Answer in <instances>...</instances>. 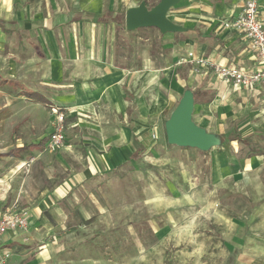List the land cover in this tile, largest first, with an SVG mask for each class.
Wrapping results in <instances>:
<instances>
[{
	"label": "rangeland",
	"instance_id": "rangeland-1",
	"mask_svg": "<svg viewBox=\"0 0 264 264\" xmlns=\"http://www.w3.org/2000/svg\"><path fill=\"white\" fill-rule=\"evenodd\" d=\"M159 1L144 0L148 9ZM138 2L36 0L35 5L26 7L22 21L10 20L11 27L17 30L0 31V75L19 79L22 83V77L30 80L24 82L27 85L17 88L12 84L0 86V152L15 143L38 142L47 137L54 112L65 109L53 101L47 106L33 103L22 91L24 88L42 89L52 98L61 92L52 86L28 85V81L38 83V77H30L32 71L24 70V61L32 57L37 61L40 59L39 64L47 60L46 56L52 57L48 53L51 43L65 47L73 44L66 32H74V26L70 29V26L59 24L46 32L42 27L44 18L63 11L69 14L68 18L83 16L93 20V16L105 11L117 13L138 6L141 3ZM104 29L111 30L110 27ZM174 39L155 28L127 30L121 27L117 37L106 42L112 43V62L116 66L132 69L141 67L147 60L157 68L173 66L179 75L186 77V68L177 65L183 51L169 46ZM30 42L42 55L36 53ZM60 56L63 63L69 65L66 59L70 54ZM260 84L264 87V83ZM194 85L195 82L189 84V90L193 91ZM239 91L244 92L243 96L248 100L242 98L240 102H234L232 97ZM212 95L213 91L205 98ZM263 96L264 90L255 86L237 90L231 82H227V88L219 95L224 108L231 107L236 113H242L240 124L247 133L257 132L258 127L264 128ZM246 108L251 112L244 113ZM70 111L66 115L62 110L65 121L73 120L65 122L66 135L73 138L81 125L90 119L71 118ZM192 120H198L194 112ZM153 126L156 135L153 140L160 137L164 144L163 121ZM250 142L252 147L264 153V136L257 133ZM68 143L74 145V150L49 152L45 149L44 155L40 156L46 163L45 171L41 168L44 163L38 165L35 158L25 156L16 164L19 170H24L23 174L30 170L32 179L37 178L40 186L55 189L63 195L61 201L49 206L51 212L56 207L61 210L55 218L58 222L54 226L55 235L36 246L51 245L43 264H264V167L255 175L257 183L252 182L253 177H247L242 184L238 182L239 186L235 183L218 187L201 184L192 189L188 187L191 182H183L181 158L171 150L172 145L164 147L155 156L154 164H150V160L128 161L122 168L100 171L93 177L77 181L82 170V163L77 162L80 148L76 147L77 142ZM241 151L246 156L250 154L245 146H241ZM84 162L88 165L87 159ZM35 181L30 180L29 185L35 186ZM6 252L9 257L4 264L11 257L10 252Z\"/></svg>",
	"mask_w": 264,
	"mask_h": 264
},
{
	"label": "crops",
	"instance_id": "crops-1",
	"mask_svg": "<svg viewBox=\"0 0 264 264\" xmlns=\"http://www.w3.org/2000/svg\"><path fill=\"white\" fill-rule=\"evenodd\" d=\"M142 1L144 0H139ZM35 3L36 0H0V31L10 33L15 30L14 26L11 27L10 20L16 18L22 21L26 7ZM242 4L243 0H179L167 13V18L183 29L181 32H168L175 38L173 44L169 46H176L183 51L178 60L193 52L196 56L209 58L218 65L234 66L246 71L256 68L259 59L250 50L249 39L235 30L223 28L225 21L238 16ZM126 11L117 13L105 11L93 16V20L83 16L68 18L69 14L63 11L45 17L42 27L46 32L59 24L63 27L70 26V29L74 26L76 28L74 32L71 30L66 32L73 44L65 47L51 43L48 53L52 57L46 56L48 63L44 61L39 64L38 61H42L32 57L23 64L25 71L27 69L32 71L29 76H36L39 81L38 83L28 81V85L52 86L61 91L52 98L43 93L42 89L38 91L24 88L23 92H33L48 104L38 103L25 96L26 99L41 106L50 105L53 101L65 108L63 111L66 115L67 111L71 110L73 116L71 118L77 116L90 119L77 130L76 137L71 138L65 132V141L60 148L63 149L61 152L74 150V145L68 142L78 143L76 147L80 150L77 162L82 163V170L81 174L77 175V181L93 177L100 171L122 168L128 161L150 160L149 163L154 164L155 156L164 147L172 145L167 143L164 129V144L161 143L160 137L157 141L153 140L156 136L153 125L161 121L164 125L183 92L189 89L188 85L195 82L193 91H196L197 95L194 98L193 112L198 120L194 123L209 133L222 136L224 142L207 152L173 145L171 150L178 153L181 158L183 182L188 184L191 182L188 187L192 189L195 188L193 186L201 184L214 187L226 183L238 185V182L242 184L247 177L250 179L253 177L252 182L257 183L258 177L256 179L255 175L264 167V153L252 147L250 139L257 133L263 137L264 128L258 127L257 132H244L240 124L242 113H236L231 107L229 109L222 106L219 95L227 88V82L231 81L220 79L210 70L195 74L189 64H182L187 71L185 77L179 75L173 66L163 65L157 68L147 60L141 67L132 69L116 66L112 62L113 46L106 41L108 39V42H111L117 37L121 27H118L115 18L122 13L126 14ZM258 14L264 24V0L258 1ZM12 22L15 25V21ZM104 27H110L111 30L108 32ZM16 34L19 38L20 34L18 32ZM30 43L36 53L42 55L36 46ZM44 54L47 55V52ZM60 54H70L66 59L69 60V65L63 63ZM68 70L69 74L65 77ZM22 78L23 83L19 79H5L9 80L8 84L20 87L27 85L24 82L30 80ZM232 84L237 90L254 86L261 91L264 90L260 83L249 87ZM212 91L214 95L206 99V94ZM243 94L244 92L239 91L233 95L232 100L233 98L234 102H240L242 98L244 101L248 100ZM201 98L204 100L198 102ZM249 111L248 108L243 110L244 113ZM70 121L73 122L72 119L69 121L66 119L65 122ZM48 136L40 141L44 139L46 143ZM71 136L74 135L71 133ZM231 137L234 140L230 141ZM241 139L247 140L249 146ZM40 141L15 143L0 152L1 154L11 151V155L0 157V160H3L0 162V216L6 210L20 212L23 211L21 209L27 210L30 215L26 232H8L0 236V249H6L11 254L7 264H43L51 245L46 243L45 246L37 248L36 246H40L45 239L51 240L55 235L54 226L58 224L55 218L61 210L56 207L54 212H51L49 206L61 201L63 195H59V191L55 189L49 190L45 186H40L37 178L32 179L30 170L23 174L24 170L16 167V164L23 161L26 156L35 158L38 165L44 163L41 168L45 171L46 163L40 158L45 150H39L35 146ZM27 146L30 147L21 150ZM241 146L249 150L248 156L241 151ZM139 151H142L140 157L133 159L134 154ZM85 159L88 165L84 162ZM30 180L35 181L36 185H29Z\"/></svg>",
	"mask_w": 264,
	"mask_h": 264
},
{
	"label": "built area",
	"instance_id": "built-area-1",
	"mask_svg": "<svg viewBox=\"0 0 264 264\" xmlns=\"http://www.w3.org/2000/svg\"><path fill=\"white\" fill-rule=\"evenodd\" d=\"M259 0H243L241 11L234 19L223 23V28L235 30L244 34L250 41V50L259 59V67L250 71L236 68L234 66H225L215 64L209 58L198 57L193 52L187 53L181 57L178 64H189L192 66V72L201 74L204 70H210L224 81H231L237 86L249 87L255 84L264 83V24L258 14ZM54 121L51 132L45 143V149L49 152H55L60 149L65 141V116L62 111L57 109L54 112ZM28 230V214L25 211L14 212L6 210L0 216V236L8 232ZM8 253L0 249V264H4Z\"/></svg>",
	"mask_w": 264,
	"mask_h": 264
},
{
	"label": "water",
	"instance_id": "water-1",
	"mask_svg": "<svg viewBox=\"0 0 264 264\" xmlns=\"http://www.w3.org/2000/svg\"><path fill=\"white\" fill-rule=\"evenodd\" d=\"M179 0H160L154 7L148 9L142 1L138 6L131 7L125 14L127 30L155 28L161 33L181 32L183 29L167 18L170 8ZM194 97L191 90L183 92L175 109L164 123L167 143L181 148H194L207 152L220 145V139L207 132L192 120Z\"/></svg>",
	"mask_w": 264,
	"mask_h": 264
},
{
	"label": "trees",
	"instance_id": "trees-1",
	"mask_svg": "<svg viewBox=\"0 0 264 264\" xmlns=\"http://www.w3.org/2000/svg\"><path fill=\"white\" fill-rule=\"evenodd\" d=\"M154 6H155V5L151 6V8L154 7ZM115 22H116V24L118 25V27H125V14L122 13V14H120L119 16H117V17L115 18ZM2 29H3V27H2ZM8 83H9V80H7V79H5V78H3V77L0 76V86L8 85ZM13 86H14V88H17V85H13ZM192 93H193V96H194V98H195L196 95H197L196 91H192ZM24 94H25V96H26L27 98H29V99H33V100H35V101L38 102V103H41V104H48V103L45 102V100H44L42 97H40L39 95H37V94H35V93H33V92H24ZM59 110L62 111L63 109L60 108ZM217 137L220 139V145H221V144L224 142V141H223V137H222V136H217ZM229 140L232 141V140H234V139H233V137H231ZM241 140H242V142L245 143L246 146H249V142H248L247 140H245V139H241ZM44 144H45V140L43 139L42 141H40V142H39L37 145H35V146H36L37 148H39V150H45ZM29 147H30V146L24 147V148H22L21 150H23V149H25V148H29ZM253 151H254V150H253ZM141 153H142V151H139V152L135 153L134 156H133V159H138V158L140 157ZM9 155H11V151L6 152V153H1V154H0V157H2V156H9Z\"/></svg>",
	"mask_w": 264,
	"mask_h": 264
}]
</instances>
